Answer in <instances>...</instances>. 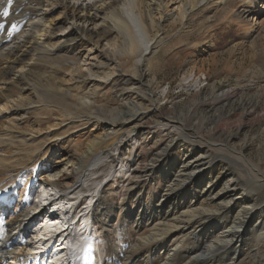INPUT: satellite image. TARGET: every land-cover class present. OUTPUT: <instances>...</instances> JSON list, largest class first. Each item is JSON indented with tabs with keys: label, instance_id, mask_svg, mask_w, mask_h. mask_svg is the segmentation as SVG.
<instances>
[{
	"label": "bare ground",
	"instance_id": "obj_1",
	"mask_svg": "<svg viewBox=\"0 0 264 264\" xmlns=\"http://www.w3.org/2000/svg\"><path fill=\"white\" fill-rule=\"evenodd\" d=\"M56 1L57 4L50 7L43 5L34 13L24 9L20 20L25 21H20L23 25L16 23L20 34L13 40L3 38L8 37V30L5 29L6 31L1 33L0 264L106 263L107 257L98 246L100 242L104 245L113 240L109 235L110 231L106 229L108 225L103 213L106 186L115 173H124V169L127 172L133 171L132 175L135 174L137 178L139 159L135 156H130L129 161L127 158L126 166H121L120 170L116 167L123 161V150L127 147L134 149L140 142V132L134 123L150 110L141 105L138 99L150 102L151 110L159 111L161 106L159 100L153 99L155 93L151 86L153 82L156 83L155 79L143 83V79L148 75L147 70L143 69L147 55L156 49L155 42L148 39V30L155 24L162 23L185 25L203 5H222L227 11L230 4V0ZM238 4H261L258 8L263 12L262 15L264 14V0H239ZM59 5L64 6L66 10L63 17L58 21H50V16L57 11ZM106 14L108 17L105 18ZM229 17L227 21L232 26L236 20L231 15ZM236 18L237 21L245 20L242 14ZM66 26H69L68 34H64ZM246 26L245 36L252 29L250 23L246 22ZM108 29L117 32L123 40V47L119 50L116 47L115 50L109 48V53L102 50L101 56H94L93 50L99 48L101 36ZM80 34H83V39L79 40V44L72 45L70 37H79ZM83 45L90 47L82 54L84 59L71 58L70 55ZM121 53L129 57V67L121 63ZM112 65L113 68L124 65L120 76L123 77V87L127 88L118 96L119 103L125 101L130 94L137 96L127 101L125 110L113 108L103 111L95 105L96 94L115 80L113 75L108 78L104 76V71ZM75 66L76 71L72 72L70 69ZM138 72L140 74L137 75ZM204 75L202 73L201 76ZM67 77L73 79L68 80ZM77 83L81 84V91L77 90L75 94L70 85L74 87L73 84ZM132 83L140 87L134 89L130 87ZM87 85L92 86L84 92L83 88H87ZM143 86L147 88L146 92L134 91ZM236 92L232 89L220 97L230 99ZM260 107V102L256 101L255 104H243L242 109L244 113H255ZM221 122L222 120L217 121L218 126L217 123L214 124L211 130H217L216 127L223 125ZM45 124L48 126L43 128ZM102 124L109 128L108 132L94 135L86 144L80 140L74 143L73 136L78 131L88 125ZM204 129L198 133L200 140H203L201 132ZM263 133H258L255 138L259 137L261 140ZM222 135L218 138H222ZM233 137L234 135H227L223 140L224 144L219 143V150L234 155L236 161L250 167L252 173L256 172V178L264 177L261 166L251 162L244 155L242 147L246 143H242L238 149L231 143ZM66 145L71 146L66 148ZM56 149L59 150L62 161L48 165ZM201 159V168L197 171L194 169L199 166H193L197 160L192 158L185 165L188 182L182 184L183 190L187 185L191 186L192 182L199 184L200 178L202 179L208 168L222 167L216 183L221 188L213 190L215 185L211 182L206 186L209 190L205 197L215 202L216 209L212 210L214 215L207 214L213 216L206 217L205 227L201 226L199 231L204 241L201 243L198 240L201 234H194L197 245L203 244V250L193 254L181 253V245L186 239H175L178 245L167 250V257L162 264H174L176 257H181L179 260L185 261L184 264H211L218 261L237 264L242 257L240 247L243 239L248 235L264 246V207L260 210L249 194L245 193L247 189H242V185L241 188L236 183L240 181V177L238 179L231 176L224 183L225 177L232 175L230 168L218 163L212 154ZM108 168L111 170L110 174L106 171ZM106 172L109 175L103 179ZM38 183H41L40 188L36 189ZM138 184L141 183L132 182V189L128 191L131 197L136 196L134 187ZM182 195L165 193L160 196L159 203L153 207L165 229L160 232L156 230L157 233L154 232L150 239L142 237L143 241L154 242L169 234L176 238L190 235L187 234V228L185 229V215H193L197 209L190 206L185 215L172 214L179 204L186 203ZM34 198H41L43 204L50 203L43 209V205L35 203ZM83 198L85 202L80 201ZM87 200L89 205L86 204ZM238 209L240 211H237ZM39 211L45 212L43 219L46 223L38 221L43 215V212L38 215ZM169 216L174 218L172 225L170 220L168 221ZM122 229L117 227L114 233L120 235ZM117 241L119 242L114 245L123 244L121 236ZM137 244L143 246L139 240ZM259 249H254L257 256ZM157 253L159 254V250L156 249ZM259 263L264 264V259Z\"/></svg>",
	"mask_w": 264,
	"mask_h": 264
},
{
	"label": "rangeland",
	"instance_id": "obj_2",
	"mask_svg": "<svg viewBox=\"0 0 264 264\" xmlns=\"http://www.w3.org/2000/svg\"><path fill=\"white\" fill-rule=\"evenodd\" d=\"M238 1L230 0L227 11L222 5H203L188 19L185 25L162 23V25L155 24L153 28H149L148 39L155 42L156 49L147 55L143 69L147 70L148 75L143 79V83L155 79L156 83L153 82L151 86L155 93L153 99L159 100L161 106L159 111L151 110L150 102L138 99L141 105L150 110L148 113L142 114L134 123L140 132V142L134 149L127 147L123 150L122 164L119 162L116 167L117 170H120L121 166H126L127 158L129 161L130 156H135L139 159L137 178H135V174L132 175L133 171L127 172L124 169V173H115L116 175L111 177V182L106 186L103 196V213L108 225L106 229L110 231L109 235L113 240L110 244L98 243L104 256L107 257L105 264H145L146 262V264H162L167 257V250L174 249L178 245L175 243V239H179V241L186 239L181 245V253L193 254L203 250V244L197 245V238L194 234H201L199 231L201 226L205 227L206 217L214 215L212 210L216 209V204L206 199L205 195L209 190L206 189V186L211 182L215 185L213 190L217 191L221 188L216 183H218L217 177L221 173L222 167L208 168L202 179L200 178L199 184L192 182L191 186L189 184L183 190L182 184L188 182L186 180L187 169L184 167L192 158L197 160V163L195 162L193 165L199 166L194 169L197 171L201 168L199 164L202 161L201 158L212 154L218 163L225 164L230 168L232 175L225 177L224 183L231 176L238 179L240 177V181L236 183L240 187L242 185V189H247L245 193L249 194L260 210L264 207V177L256 178V172L252 173L250 167L236 161L234 155L227 154L219 150L218 147L227 135H234L231 143L238 149L242 143H246L242 147L244 155L251 162L258 163L264 170V133L261 140L259 137L255 138L258 133L264 132V14L262 15L263 12L258 8V5L261 4L244 6L238 4ZM57 3L56 0H0V40L1 33L5 29L8 30V37L3 36V38L8 41L20 34L16 23L25 21V19L20 20L22 18L20 16L25 10L34 13L39 11L43 5L50 7ZM56 10L50 16V21H58L66 11L62 5H59ZM5 12L7 15L4 14ZM239 14H242L245 20L237 21L236 16ZM230 15L236 20L232 26L227 21ZM104 17H108V14ZM21 22L20 24H22ZM246 22L250 23L252 29L245 36ZM68 27H65L64 34L70 32ZM83 37V34H80L79 37L72 36L70 42L72 45L79 44V40ZM85 41L86 39H84V43ZM100 41L99 48L93 50L94 56H101L102 52L109 53V48H114L113 50L118 48L119 50L123 47L122 38L114 30L104 31ZM194 45H198V47H194ZM88 49H90L89 46L83 45L70 57L78 60L84 59L82 54ZM121 54L123 55L120 56L121 63L123 62L129 67L128 64H131L128 60L129 57L125 53ZM60 61L63 62L62 59ZM122 67L113 68L112 65L104 71L106 78L113 75L116 77V81L110 82L106 88H102L96 94L95 105L102 108L103 111L113 108L125 110L127 101L137 96L130 94L125 101L119 103L118 96L123 94L127 88L123 87V77L120 76ZM75 68L76 66L70 70L74 72ZM202 73L205 75L201 76ZM67 79L73 78L67 77ZM73 85L74 87L72 85L70 87L73 88L75 94L81 91L80 83ZM91 86L87 85L83 91L85 89L84 92H87ZM130 87L136 89L140 86L132 83ZM142 88L134 91H147L145 86ZM232 89L237 92L232 94L230 99L220 97ZM256 101L260 102L261 107L255 113H244L243 104H255ZM128 107L130 108V105ZM219 120H222L223 125L216 127L217 130H211ZM162 124L168 126L165 127ZM47 126L45 124L43 128ZM201 128H205L201 132L203 140H200L198 134L202 130ZM108 131L109 128L105 124L88 125L73 136V141L77 143L80 140L81 143L85 142L86 144L94 135ZM219 135H222V138H218ZM205 141L209 143L207 144ZM66 146L69 148L71 145ZM59 155L60 152L56 149L51 155L48 165L62 161ZM106 171L110 174L111 170L108 168ZM108 172L105 173L103 179L109 175ZM126 172L127 174H125ZM134 181L141 184L134 187L136 196L131 197L128 191L132 189L131 184ZM39 184L41 183L36 185V189L40 188ZM165 193H172L174 196L183 194V198L186 199V203L179 204L177 210H173L172 214L185 215L190 206L197 209L193 215L191 213L185 215L184 220L187 225L185 229L187 228V234L190 235L176 238L169 234L158 238L154 241L155 243L153 241L146 243L143 238L150 239L156 230L160 232L161 229H165V226L161 224V218L157 217V212L154 209L155 205L159 203L160 196ZM82 201L85 202V198L81 199ZM86 204L89 205L88 200ZM208 213L213 215L208 216ZM173 219L172 216H169L170 225H172ZM198 221L199 223H196ZM117 227L123 228L122 234L114 233ZM176 234L177 232L174 235ZM120 236L123 238V244L114 245L119 242L117 238ZM138 240L143 246L137 244ZM198 240L201 243L204 241L202 234ZM256 247L260 248L258 251L260 257L254 251ZM240 248H242V257L237 264H261L259 261L264 259L263 244H258L255 238L248 235L243 239ZM156 249L161 255L156 254ZM180 256L183 255L180 254ZM180 258L176 257L174 264H184L185 261H180ZM68 261L70 262L71 258ZM229 263L231 261H218L211 264Z\"/></svg>",
	"mask_w": 264,
	"mask_h": 264
},
{
	"label": "snow or ice",
	"instance_id": "obj_3",
	"mask_svg": "<svg viewBox=\"0 0 264 264\" xmlns=\"http://www.w3.org/2000/svg\"><path fill=\"white\" fill-rule=\"evenodd\" d=\"M4 14L7 15V12H5Z\"/></svg>",
	"mask_w": 264,
	"mask_h": 264
}]
</instances>
